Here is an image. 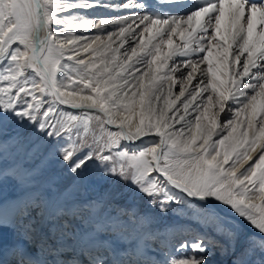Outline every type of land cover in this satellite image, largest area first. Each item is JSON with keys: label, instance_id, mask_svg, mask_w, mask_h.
<instances>
[{"label": "snow or ice", "instance_id": "snow-or-ice-1", "mask_svg": "<svg viewBox=\"0 0 264 264\" xmlns=\"http://www.w3.org/2000/svg\"><path fill=\"white\" fill-rule=\"evenodd\" d=\"M97 7L130 14L84 15ZM32 135L73 176L96 165L211 234L40 193L14 209L24 230L0 264H211L216 249L264 264V0H0V150Z\"/></svg>", "mask_w": 264, "mask_h": 264}, {"label": "rangeland", "instance_id": "rangeland-1", "mask_svg": "<svg viewBox=\"0 0 264 264\" xmlns=\"http://www.w3.org/2000/svg\"><path fill=\"white\" fill-rule=\"evenodd\" d=\"M178 90L179 88L176 87L175 93ZM68 110L77 111L70 108ZM17 131H19L17 126L10 122L7 128L8 135L14 136ZM23 134L27 136L28 132L25 131ZM151 139L158 138L153 136ZM49 149L50 145L47 140L38 135H32L26 141V146L22 150H17L16 147H13L11 141H9L6 148L0 150V204L2 201L12 200L13 198L20 201L19 205L21 203L27 204L40 193L47 194L51 192L59 197L60 192L67 194L72 192L73 189H77L75 197L80 202L110 196L115 204H119L123 208H130L133 211L139 209L141 212L150 213L155 218V226L162 232L175 228L178 231L195 232L199 230L201 232L207 231L211 234V229L201 227L195 218L181 214L178 208H173L168 213H162L159 209L153 208L148 204L146 197L139 194L130 185L118 179L102 175L101 169L96 165H90L82 176H73L59 160L51 158ZM19 159H23L25 165L30 166V168L22 180L9 186L11 190H8L9 187L5 184L9 182V176L5 172ZM57 189L60 191L58 192ZM20 198L22 199L20 200ZM120 211L122 214L123 209H120ZM15 221L18 228H11V232L13 229L22 232L24 230L22 224L16 219ZM0 231L2 232V237L7 236L3 233L5 227H0ZM116 235L119 236V232ZM251 235L254 238L256 233ZM127 242L126 238L118 241L121 245ZM209 259L211 264H230V258L222 256L219 249H216L215 254L210 256Z\"/></svg>", "mask_w": 264, "mask_h": 264}, {"label": "bare ground", "instance_id": "bare-ground-1", "mask_svg": "<svg viewBox=\"0 0 264 264\" xmlns=\"http://www.w3.org/2000/svg\"><path fill=\"white\" fill-rule=\"evenodd\" d=\"M105 2H116V3H119V2H122V0H105ZM79 11V10H77ZM67 15V13H65ZM63 14V15H65ZM121 14H130V13H127V12H123L121 13L119 10H111V9H104V8H95V9H89V10H86L84 12V15L88 16L89 18H110V17H114V16H119ZM112 27L113 26H106L105 28V31L102 32L100 29H86V30H75L76 31V35H81V34H84V35H87L89 37H93V36H96V35H101V36H104L106 34L107 31L109 30H112ZM115 39V38H114ZM174 41L176 42V44H180L182 43V41H180L179 37H173ZM119 41H117L116 44L113 45V47H116L118 45ZM125 48L128 47L127 44H125L124 46ZM165 50H166V46H165ZM121 53L124 51V48H122L121 50ZM87 55V54H86ZM135 59V58H134ZM184 58L182 57H174L173 60H170L169 61V67L172 66V64L174 62H178L180 60H182ZM165 72L167 71V69L164 70ZM177 78H179L180 76V72H177L174 74ZM196 81L194 80L193 81V84H195ZM178 87L180 89L181 85L179 83H177L174 87H173V93H174V96L176 94H178L179 90L177 93H175V88ZM187 95V93H186ZM207 95V94H205ZM173 96V98H174ZM182 100L184 98H181ZM177 107H180V102L178 101L177 102ZM175 111V109L173 110ZM191 111V109H190ZM171 115V113H170ZM191 117H186V119H190ZM177 128L180 127L179 124L176 125ZM22 158V157H21ZM30 166H27L25 165L23 159H19L15 164L11 165L7 170H6V174L7 176H9V182H7L5 185L6 186H12L18 182H20L22 180V178L24 177V175L27 173V171L29 170ZM8 178V177H7ZM7 181V180H6ZM4 185V186H5ZM7 188V187H6ZM5 190V189H4ZM8 190H11V188L9 187ZM7 192V191H6ZM9 194V192H8ZM22 198H20L21 200ZM19 200H16L15 198H13L12 200H6V201H2L1 204H0V216H6L7 217V221H12L13 219V215H14V209L19 205ZM8 208V209H7ZM251 230L250 227H248L246 229V231L249 233ZM0 236H2V232L0 231ZM10 253L8 252L6 254V259L7 257H9Z\"/></svg>", "mask_w": 264, "mask_h": 264}]
</instances>
